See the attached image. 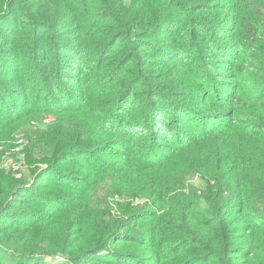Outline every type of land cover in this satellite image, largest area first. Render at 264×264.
<instances>
[{
  "label": "trees",
  "instance_id": "1",
  "mask_svg": "<svg viewBox=\"0 0 264 264\" xmlns=\"http://www.w3.org/2000/svg\"><path fill=\"white\" fill-rule=\"evenodd\" d=\"M17 134L0 264H264V0H0Z\"/></svg>",
  "mask_w": 264,
  "mask_h": 264
},
{
  "label": "rangeland",
  "instance_id": "2",
  "mask_svg": "<svg viewBox=\"0 0 264 264\" xmlns=\"http://www.w3.org/2000/svg\"><path fill=\"white\" fill-rule=\"evenodd\" d=\"M36 122L40 125L46 122V119L38 118ZM2 145H0V168L3 171L10 173L11 175L20 177L27 176V171L25 167L22 166L24 162L23 158V148L26 144V139L24 134H17L12 139L2 140ZM17 169H13V168ZM193 180V179H192ZM195 183H199V179L194 178ZM26 264H72L62 259L60 257L52 256H37L30 259ZM78 264H110L105 262L97 261V259L89 256L84 261L79 262Z\"/></svg>",
  "mask_w": 264,
  "mask_h": 264
},
{
  "label": "built area",
  "instance_id": "3",
  "mask_svg": "<svg viewBox=\"0 0 264 264\" xmlns=\"http://www.w3.org/2000/svg\"><path fill=\"white\" fill-rule=\"evenodd\" d=\"M13 169H17V168L14 167Z\"/></svg>",
  "mask_w": 264,
  "mask_h": 264
},
{
  "label": "water",
  "instance_id": "4",
  "mask_svg": "<svg viewBox=\"0 0 264 264\" xmlns=\"http://www.w3.org/2000/svg\"><path fill=\"white\" fill-rule=\"evenodd\" d=\"M44 168V167H43Z\"/></svg>",
  "mask_w": 264,
  "mask_h": 264
}]
</instances>
